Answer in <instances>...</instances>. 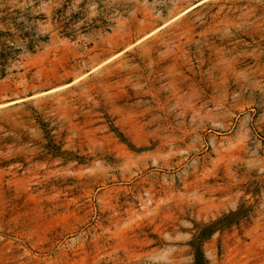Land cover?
<instances>
[{"label":"rangeland","instance_id":"374dc122","mask_svg":"<svg viewBox=\"0 0 264 264\" xmlns=\"http://www.w3.org/2000/svg\"><path fill=\"white\" fill-rule=\"evenodd\" d=\"M264 264V0H0V264Z\"/></svg>","mask_w":264,"mask_h":264},{"label":"trees","instance_id":"16d2710c","mask_svg":"<svg viewBox=\"0 0 264 264\" xmlns=\"http://www.w3.org/2000/svg\"><path fill=\"white\" fill-rule=\"evenodd\" d=\"M194 264H198V260L196 259V261L194 262Z\"/></svg>","mask_w":264,"mask_h":264}]
</instances>
